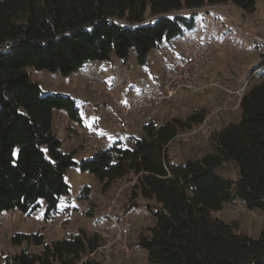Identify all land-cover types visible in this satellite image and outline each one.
Here are the masks:
<instances>
[{
	"label": "trees",
	"instance_id": "trees-1",
	"mask_svg": "<svg viewBox=\"0 0 264 264\" xmlns=\"http://www.w3.org/2000/svg\"><path fill=\"white\" fill-rule=\"evenodd\" d=\"M226 2L243 13L256 9V0H0V212H32L44 201V217L51 218L61 196L70 194V168L88 171L102 189L132 173V201L152 200L145 207L153 224L136 241L147 251L148 264H264V227L254 238L213 216L223 202L236 199L264 214L263 76L248 87L238 119L211 134L210 150L202 156L178 162L169 157L177 131L200 122L205 113L194 110L160 125L148 120L131 146L119 139L76 160L73 151L62 150L52 111L63 109L82 124L79 97L44 90L27 70L66 77L111 56L127 65L131 49L146 66L162 42L193 29L198 9ZM260 67L264 57L247 75ZM224 163L236 167L237 178L217 171ZM79 194L86 199L88 187ZM101 240L82 227L52 240L41 231L18 232L10 241L19 250L0 264H104L89 256ZM38 245V252L28 249Z\"/></svg>",
	"mask_w": 264,
	"mask_h": 264
},
{
	"label": "rangeland",
	"instance_id": "rangeland-1",
	"mask_svg": "<svg viewBox=\"0 0 264 264\" xmlns=\"http://www.w3.org/2000/svg\"><path fill=\"white\" fill-rule=\"evenodd\" d=\"M256 1L259 6H261L262 2L264 3L262 0ZM244 16L251 22L245 23L240 33L236 30L235 26L242 24V17ZM152 19L153 17L149 18V20ZM194 22L195 26L193 29L184 31L182 35L174 38L171 43L162 42L158 50L150 53L148 64L152 65L151 70H147L148 64L143 66L137 63L135 52L131 49L127 65H124L115 56H112L114 58L105 61V65L111 69L108 72L106 69L102 72L93 70L84 72L83 80L79 83L80 92L76 88L73 92L75 94L78 92V95L72 93L74 96L79 97L81 102L79 111H81L82 124L77 123L76 126L71 123L66 111L63 109H53L52 111L53 131L61 140L62 150L73 151L75 154L74 158L78 160L81 157L89 156L92 150L107 146L102 136L98 139H90L89 137L91 132H102L101 134L103 135L106 130L104 126L108 114L106 108L100 107L98 108L100 111L96 112L95 107L88 103L90 96L87 81L91 76H99L111 82L115 93L124 99L123 95L128 94L130 97L133 96L129 94L132 90L128 86L132 83L136 85V82L141 78L147 80L145 78L147 72L152 74L149 78H156L158 80L164 67L162 58L168 59L170 52L174 53L182 47L181 50L203 48L211 50L214 55L213 71L215 58L218 59V62L220 60L225 64V72L221 69L218 75L216 74L217 77L229 79L235 83H242L246 79L250 69L257 65L260 59L264 57V47L257 46L253 42L255 39H264V17L262 15L259 18L255 15H249L247 12L239 15L233 11L231 6H227L226 4H215V7L204 5L197 10ZM27 70H29L31 78L41 83L44 90L50 89L61 92L63 89L68 88L64 84L62 85L60 81L65 76L60 75L57 71L36 70L30 67ZM111 72L115 73L114 77L111 76ZM75 76L71 77L69 75L66 78L74 79ZM262 76L264 77V67L252 76L248 87L261 79ZM151 83L149 82L148 86L152 88L153 85H150ZM145 90L141 89L137 93L147 92ZM210 94L211 92L198 95L191 93L183 94L176 104L164 103L160 106L151 101H139L133 106L132 112L127 117L128 131L116 129L115 131H119L115 133L119 135L124 146L128 145L131 143L132 137L142 134V125L148 122V120L160 125L162 121L168 118L179 117L184 119L194 110L206 111L215 100L214 98L213 101H209L208 97H205ZM134 99L135 97H131L127 101L132 102ZM158 109H161V112ZM239 112L240 110H237L233 113L222 115L220 123L213 134L218 132L224 125L223 117L228 116L226 118L230 122L236 121ZM93 114L99 117L92 121L90 119L89 123L87 120ZM181 130L184 131L185 129ZM209 150V141L200 144H189L177 138V140H173L168 144L169 157L174 162L202 156ZM217 171L232 179L237 178L236 167L231 163L222 164L221 167L217 168ZM135 177L132 173H128L121 177V179L113 182L106 189H102L100 183L88 171L82 172L79 168L68 169L66 180L70 184V194L61 196L57 212L51 218L45 219L44 217V201H40L39 206L32 212L24 213L17 209L0 212V261L9 254L19 250V247L13 246L10 241V237L18 232L31 233L41 231L45 240H52L76 233L82 227L89 235L97 232L100 235V239H102L101 242L109 240L111 225L106 221L105 211L111 200L116 199L115 208L118 210H127L125 208L132 202L142 203L140 206L128 210L132 223L131 238L138 255L132 258L109 259V261L104 260L101 255H97V258L104 264H148L147 251L137 247L136 241L138 234L153 224V215L145 207V203H152V200L149 201L141 196H136L132 201L131 194ZM86 186L88 187V194L85 199L79 196V192ZM213 216L232 224L236 232L254 238L259 236L260 230L264 227V214L259 210L246 208L239 199L233 202H223L222 208L214 211ZM40 248L41 246L39 245L28 247L29 250L37 252Z\"/></svg>",
	"mask_w": 264,
	"mask_h": 264
},
{
	"label": "built area",
	"instance_id": "built-area-1",
	"mask_svg": "<svg viewBox=\"0 0 264 264\" xmlns=\"http://www.w3.org/2000/svg\"><path fill=\"white\" fill-rule=\"evenodd\" d=\"M215 7V5H211ZM242 24L235 26L238 32H242L245 23L251 21L246 16L242 17ZM257 46L264 47V39L253 41ZM214 55L211 50L188 49L181 53H172L163 64L159 84L155 92L149 91L136 94L132 102H125L117 95L112 83L99 76H91L88 79L89 104L96 108L104 107L108 110L107 119L102 132H91L90 139H98L101 136L116 129L128 131L127 117L132 112L133 106L139 101H151L160 106L164 103L176 104L183 92L193 95L214 93L213 104L205 111L200 122L191 127L177 131L173 140L180 139L189 144H200L209 141L211 134L217 129L220 118L224 114H230L240 110V103L247 92L248 84L252 76L260 71L253 70L246 79L238 85H226L213 71ZM116 199L111 200L106 208L105 218L111 225L110 239L100 242L89 254L91 257L101 255L104 260L132 258L138 255L131 238L132 223L128 210L115 208Z\"/></svg>",
	"mask_w": 264,
	"mask_h": 264
},
{
	"label": "crops",
	"instance_id": "crops-1",
	"mask_svg": "<svg viewBox=\"0 0 264 264\" xmlns=\"http://www.w3.org/2000/svg\"><path fill=\"white\" fill-rule=\"evenodd\" d=\"M262 1H264V0H262ZM227 6H231V8L233 9V11L236 13V14H243V11L240 9V8H238L237 6H235L234 4H232L231 2H226L225 3ZM256 9H255V11L253 12V13H249V15H255V16H257L258 18L262 15V17H264V3L262 2L260 5L261 6H259V5H257V1H256ZM183 48V47H182ZM181 48V49H182ZM178 50V51H176V53H181L182 52V50ZM172 53L173 52H170V54H169V56H168V58L172 55ZM158 54V53H157ZM164 57V56H163ZM216 57V56H215ZM111 58H114V57H112L111 56ZM168 59L167 58H162V63L164 64L165 63V61H167ZM217 61V62H216ZM149 63V62H148ZM217 63H219V64H217ZM149 66L147 67V70H151V68H152V65H150V64H148ZM223 65V66H222ZM224 66H225V64L224 63H222L220 60H219V62H218V59H216L215 58V66H214V71H215V73L218 75V72L219 71H221V69L225 72V68H224ZM107 70V72L109 71V70H111V69H109V67H107V65H105V61H103V62H97V61H92V62H89V63H87V65H85V66H83V68L82 69H79L77 72H75V74L73 75H70L71 77L72 76H75V78L74 79H67L66 77H64V78H62L60 81H61V83H62V85L64 84V86H66V87H68L67 89H63L62 91L63 92H66V93H69V94H74V95H78V92H76V94L73 92L74 90H76V88L79 90V92H80V85H79V83H81V80H83V75H84V72H87V71H89V70H93V71H96V72H102L103 70ZM86 70V71H85ZM150 75H152L151 73H148L147 72V75H146V79L147 80H145L144 78H141L138 82H136V85H135V83H132L131 85H129L128 86V88H130L131 90V92L129 93V94H132L134 97L136 96V94H140V93H144V92H139V93H137V91H141V89H146L145 91H149V92H151V93H153V92H155V90H156V88H157V86H158V84H159V80H156V78H149L150 77ZM111 76L112 77H114L115 76V73H112L111 72ZM70 77V78H71ZM82 77V78H81ZM220 78H222V77H220ZM148 80H150V81H148ZM222 80H223V82L226 84V85H229V86H232V84L234 85H238V84H240V83H235V82H233V81H231V80H229V79H224V78H222ZM76 82H78V83H76ZM149 82H152L150 85H153V87L151 88L150 86H148V84H149ZM136 87H138V88H136ZM149 88V89H148ZM151 88V89H150ZM148 89V90H147ZM77 90V91H78ZM72 94V95H73ZM126 94H127V92H126ZM183 94H189V93H187V92H183ZM133 96H131L132 98H134ZM131 97L127 94V95H123V98H124V100H125V102H129V101H127V100H130L131 99ZM205 97H208V99H209V101H213L214 100V93H212V94H210L209 96L207 95V96H205ZM82 103H84V102H82ZM86 103V102H85ZM89 103V102H88ZM89 105V104H88ZM158 108V107H157ZM156 108V109H157ZM95 110H96V112H99L100 110L98 109V108H94ZM160 112H161V109H158ZM97 114V113H96ZM239 116V115H238ZM97 117H99V116H96L95 114H93V116H91V117H89V119L87 120L89 123H90V119H91V121L92 120H95V119H97ZM226 117H228V116H225V117H223V119L222 120H224V122L225 123H223L224 125H226L227 123H230V120H228ZM70 120V119H69ZM234 121V120H233ZM233 121H231V122H233ZM70 122L71 123H73V124H75L76 125V123L75 122H73V121H71L70 120ZM223 125V126H224ZM77 126V125H76ZM79 127H81V126H79ZM103 131H104V129H102ZM119 131V130H118ZM118 131H110L109 133H107V134H105V136L103 137V139H104V141L107 143V145H109V144H111L113 141H116V140H119L120 139V137H119V135L118 134H116L115 132H118ZM126 146H131V143L130 144H128V145H126ZM93 151V150H92ZM92 154V152L89 154V155H91Z\"/></svg>",
	"mask_w": 264,
	"mask_h": 264
}]
</instances>
